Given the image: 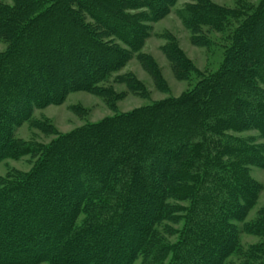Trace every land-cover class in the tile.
I'll use <instances>...</instances> for the list:
<instances>
[{"label": "trees", "instance_id": "16d2710c", "mask_svg": "<svg viewBox=\"0 0 264 264\" xmlns=\"http://www.w3.org/2000/svg\"><path fill=\"white\" fill-rule=\"evenodd\" d=\"M11 1H0V160L35 162L0 181V264H225L242 253L237 223L257 197L249 165H264V144L228 131L257 129L264 139V0L186 5L181 18L202 44L213 41L201 39L203 27L225 36L217 71L181 98L87 123L47 145L14 132L72 91L117 99L103 83L139 53L149 23L175 0ZM167 49L177 74L191 69L175 44ZM138 57L163 83L154 60ZM118 80L145 94L131 74ZM168 219L179 222L171 243L162 233ZM242 228L261 240L239 264H264V208Z\"/></svg>", "mask_w": 264, "mask_h": 264}, {"label": "rangeland", "instance_id": "374dc122", "mask_svg": "<svg viewBox=\"0 0 264 264\" xmlns=\"http://www.w3.org/2000/svg\"><path fill=\"white\" fill-rule=\"evenodd\" d=\"M0 1L13 4L11 0ZM210 1L229 8H238L244 4L246 6L258 4L261 0ZM193 2L194 0H175L163 17L149 23L151 26L150 33L139 53H135L122 68L113 72L103 83L104 86L111 87L116 94L120 95L117 99L108 101L102 95L89 90L69 92L60 103L34 109L31 116L16 128L15 137L30 144L47 145L58 134L70 133L87 123L100 122L105 118L124 114L166 98H181L192 89L202 76L217 71L225 55V36L207 26L203 27L205 36L201 39L210 38L214 42L211 40V45L202 44L203 41L199 39L200 35H195L190 28L186 27L180 15V10ZM171 43L175 44V47L192 64L191 69L185 74L179 75L173 68L169 54L166 52ZM6 48L7 44L0 39V52L5 51ZM140 53L146 54L154 60L160 70L163 83L160 82L159 84L153 73L143 64L138 57ZM128 74H131L145 87V94L133 93L126 83L118 80V77ZM228 133L237 138L246 139L249 145L264 144V139L257 129L228 131ZM262 157L264 158V152ZM34 162L35 158L31 155H25L18 159L0 160V181H5L13 172H29ZM249 170L252 179L258 185L259 191L255 202L248 208L243 221L237 223L240 229L239 245L242 253L234 252L226 258L225 264L241 263L243 251L261 240L260 236L242 228L244 224L247 225L254 221L264 208V165H249ZM83 217L81 216L80 220ZM163 226L165 229L162 230V233L171 243L175 240V237L171 235L179 229V222L168 219L163 222ZM33 264L55 263L45 260Z\"/></svg>", "mask_w": 264, "mask_h": 264}]
</instances>
